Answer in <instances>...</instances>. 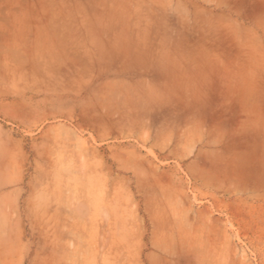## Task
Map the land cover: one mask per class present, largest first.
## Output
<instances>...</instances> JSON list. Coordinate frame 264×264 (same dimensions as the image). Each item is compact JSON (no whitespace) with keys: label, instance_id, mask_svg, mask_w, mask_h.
Instances as JSON below:
<instances>
[{"label":"crops","instance_id":"crops-1","mask_svg":"<svg viewBox=\"0 0 264 264\" xmlns=\"http://www.w3.org/2000/svg\"><path fill=\"white\" fill-rule=\"evenodd\" d=\"M263 237L264 0H0V264H254Z\"/></svg>","mask_w":264,"mask_h":264},{"label":"rangeland","instance_id":"rangeland-1","mask_svg":"<svg viewBox=\"0 0 264 264\" xmlns=\"http://www.w3.org/2000/svg\"><path fill=\"white\" fill-rule=\"evenodd\" d=\"M197 189L194 188L193 185H191L189 187V191L192 195L195 194L194 191H196ZM236 221H235V225H233V229H234V237H235V242H243V241H248V237L247 236H241L239 235L237 226H236ZM264 238V237H263ZM244 239V240H243ZM264 242V239H262ZM245 258L253 261L254 264H256L258 261H263L264 262V250L263 251H258V252H253V251H244L243 252ZM260 264H264V263H260Z\"/></svg>","mask_w":264,"mask_h":264}]
</instances>
